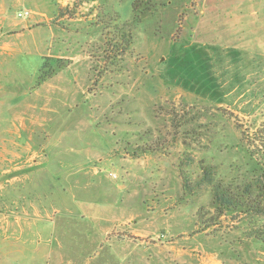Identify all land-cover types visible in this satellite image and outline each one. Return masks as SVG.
<instances>
[{
	"label": "rangeland",
	"instance_id": "374dc122",
	"mask_svg": "<svg viewBox=\"0 0 264 264\" xmlns=\"http://www.w3.org/2000/svg\"><path fill=\"white\" fill-rule=\"evenodd\" d=\"M134 2L74 0L65 15L51 0L0 2V143L11 151L0 225L12 247L0 264H264V221L216 215L212 191L188 193L181 174L204 161L250 178L264 91H232L209 70L201 0H137L139 19ZM123 32L134 39L120 55ZM41 161L22 179L31 167L19 166Z\"/></svg>",
	"mask_w": 264,
	"mask_h": 264
},
{
	"label": "crops",
	"instance_id": "0c3cea01",
	"mask_svg": "<svg viewBox=\"0 0 264 264\" xmlns=\"http://www.w3.org/2000/svg\"><path fill=\"white\" fill-rule=\"evenodd\" d=\"M7 1L10 0H0L1 4ZM34 1L46 2L50 0ZM51 1L56 2V0ZM72 1L74 0H58L55 6L58 3L60 5L56 8L64 7ZM199 7L201 15L198 19L195 17V35L198 37V43L208 44L207 46H209L207 54L209 70H218L217 74L223 73L226 83L236 86L234 88L231 85L229 86L232 91L237 89V86H240L243 91H264V0H201ZM66 17L68 16L66 15L63 18ZM71 19L81 20V18ZM220 69L222 71H219ZM5 146L0 143V162L7 159L4 156L11 153ZM23 147L21 148L23 153H26L27 157L31 156L29 153L30 148ZM15 148L20 149L19 143L15 145ZM41 151L44 154V160L48 156V152L45 147ZM42 161L37 164L19 166V168L31 167L26 170L29 173H21L22 179H29L32 183V180L36 179L38 175L39 170L36 167L42 164ZM30 174L32 178H29ZM16 177L21 179L18 175ZM15 225L16 234H20L19 237L22 238L23 225H21V222ZM8 228L7 223H4L2 227L0 225L1 251L3 249L2 245H4V252L0 255L1 259L2 257L7 259L9 249L12 248H9L8 244ZM2 229L4 231L3 235L1 233ZM16 244L17 247L14 246L15 250L21 251L22 249L18 247L19 243Z\"/></svg>",
	"mask_w": 264,
	"mask_h": 264
},
{
	"label": "trees",
	"instance_id": "16d2710c",
	"mask_svg": "<svg viewBox=\"0 0 264 264\" xmlns=\"http://www.w3.org/2000/svg\"><path fill=\"white\" fill-rule=\"evenodd\" d=\"M137 0L134 2V12L136 18ZM59 15H65L64 10L67 6L59 7ZM142 14V12H141ZM137 18V19H139ZM122 36V37H121ZM120 42L115 46L122 54L127 52L133 43V33H122L120 35ZM51 73L50 75H52ZM50 77V76H49ZM257 139L262 144L258 150L250 149V156L256 162V167L253 175L250 178L237 179L232 177L226 179L221 177L219 170L215 165L201 162L200 173L195 177L189 170L182 169L181 174L183 178V187L188 193L193 194L198 192L201 188L206 187L212 191V205L216 211V215L224 216L227 213L233 215H253L264 221V126L257 129ZM262 137H259V136ZM144 150L152 151L156 148L151 144L144 145ZM258 239L264 242V231L258 233Z\"/></svg>",
	"mask_w": 264,
	"mask_h": 264
},
{
	"label": "built area",
	"instance_id": "2783aa9c",
	"mask_svg": "<svg viewBox=\"0 0 264 264\" xmlns=\"http://www.w3.org/2000/svg\"><path fill=\"white\" fill-rule=\"evenodd\" d=\"M31 14V11L30 10H25L24 12H20L19 13V16L20 17H24V16H28Z\"/></svg>",
	"mask_w": 264,
	"mask_h": 264
}]
</instances>
